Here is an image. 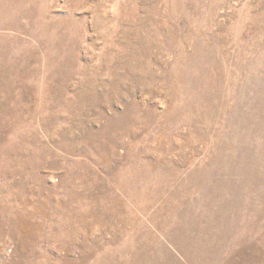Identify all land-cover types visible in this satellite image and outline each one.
Here are the masks:
<instances>
[{
  "label": "rangeland",
  "instance_id": "1",
  "mask_svg": "<svg viewBox=\"0 0 264 264\" xmlns=\"http://www.w3.org/2000/svg\"><path fill=\"white\" fill-rule=\"evenodd\" d=\"M30 3L0 29V264H125L143 174H186L218 132L263 129L264 170V0Z\"/></svg>",
  "mask_w": 264,
  "mask_h": 264
},
{
  "label": "bare ground",
  "instance_id": "2",
  "mask_svg": "<svg viewBox=\"0 0 264 264\" xmlns=\"http://www.w3.org/2000/svg\"><path fill=\"white\" fill-rule=\"evenodd\" d=\"M34 16L30 0H0V29L13 28L17 17ZM224 125L239 127L233 118ZM253 133L243 136L249 145L241 150L231 142L237 134L229 139L218 132V139L208 145V159L195 163L192 158L184 175L182 168L143 174L140 198L146 203L144 211H154L148 214L151 226L139 224L131 236L125 264H226L234 254L249 264L264 263V178L257 174L264 175V170L253 162L259 154L254 143L259 144L263 129ZM205 137L200 135L199 141ZM236 164L240 168L234 172Z\"/></svg>",
  "mask_w": 264,
  "mask_h": 264
}]
</instances>
